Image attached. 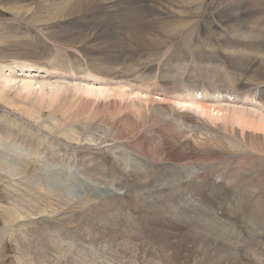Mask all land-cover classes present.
<instances>
[{"label":"rangeland","instance_id":"rangeland-1","mask_svg":"<svg viewBox=\"0 0 264 264\" xmlns=\"http://www.w3.org/2000/svg\"><path fill=\"white\" fill-rule=\"evenodd\" d=\"M59 1L0 0V264H264V131L235 124L226 127L215 119L218 114L213 110L204 114L183 107V101L193 96L201 100L218 97L214 89H226L225 81L230 88L248 81L253 85L264 82L261 45L246 48L248 56H257L252 63L241 64L229 57L233 47H242L231 42L242 32L248 35L249 45L262 42L264 0H257L259 6H254L253 0H234L242 9L230 24L217 21V10L222 9L217 4L227 0H152L150 10L155 9L149 10L148 19H139V13L134 18L126 13L119 16L125 30H116L108 54L107 47L90 34L92 30L64 20L69 13L60 15L56 10L69 0ZM15 12L24 16L19 18ZM83 14L79 16L88 17ZM144 29L146 37L142 36ZM187 34L199 61L192 65L191 75L212 63L201 61L204 54L214 57V66H220L219 79H208L215 88H208V79L200 73L204 83L192 85L190 90L183 85L168 97L153 90V81L142 86L140 81L115 78V71L110 79L91 71L96 61L122 71L121 67L146 60L145 64L154 68L152 74L158 76L161 65L166 64L164 69L169 71L183 63ZM129 38L133 41L128 42ZM219 45H224L225 55ZM32 53L37 58H32ZM59 64L80 73L71 77L61 72ZM51 66L58 70L50 71ZM246 67L250 71L241 75ZM119 90L131 92L130 99L127 94L114 100ZM249 95L252 93L235 91L222 98L232 101L231 106L263 112L261 101L246 102L252 99ZM141 98H154V105L169 104L175 111L200 117L209 126L219 125L212 128V134L235 139L237 149L231 144L218 148L166 127L159 129L161 121L153 123L136 113L139 103L133 106L132 101ZM186 181H191L189 186ZM199 197H203L202 203ZM209 207L214 212L220 210L216 216L223 221L215 220L213 212L207 211Z\"/></svg>","mask_w":264,"mask_h":264},{"label":"bare ground","instance_id":"bare-ground-1","mask_svg":"<svg viewBox=\"0 0 264 264\" xmlns=\"http://www.w3.org/2000/svg\"><path fill=\"white\" fill-rule=\"evenodd\" d=\"M61 1V0H60ZM59 1V2H60ZM76 1V0H75ZM224 1V0H223ZM226 2V1H225ZM237 2H239L240 3V0H237ZM237 2H235L234 0H231V1H229V0H227V2H226V4H221L220 2L217 4V6H219V5H222V7L221 6H219L220 8H222V9H220V10H217V17L219 18L217 21H220V22H226V24L228 23V24H230V23H232L231 21H235V19H236V17H239V15H240V10L242 9V7L240 6V4H238ZM56 3L57 2H55V5H56ZM151 3L153 4V2H152V0H77L76 2H72V0H71V3H70V0H69V4L67 3V2H65V3H63V5H61L60 3H59V5H61V6H58L57 7V9L58 10H56L55 8V10L56 11H58V13L61 15V13L63 14V13H69V16L66 18V19H64V20H67V21H71L72 23H73V25L75 26V27H82V28H84V29H86L87 31H93V32H91L90 34H92L94 37H96L95 39V41L96 42H98L99 43V45H100V43H101V46H103V45H105L107 48V50L109 51V52H107L106 50H105V52H107V54L108 53H111L110 52V50H111V46H112V44H113V42H112V40L111 39H115L116 37H117V33H116V30L118 31V33H120V31H119V29H121V30H125V27H124V22L122 21V19H120L119 18V16H121L122 14H127V15H130V16H133V15H136V13H139L140 15H141V17H139V19H148V12H149V10H150V6H152L151 5ZM253 4H254V6H259L260 5V3L261 2H259V1H257V0H253V2H252ZM47 5H48V3H46ZM54 3H52L51 2V5H53ZM172 4V3H171ZM162 5V4H161ZM223 5H224V7H223ZM227 7H226V6ZM242 5V4H241ZM43 6H46L45 4L43 5ZM217 6H216V8H217ZM47 7V6H46ZM51 7H53V6H51ZM50 6H49V8H51ZM54 7H56V6H54ZM16 8H18V7H16ZM46 9H48V7L46 8ZM53 8H51V10H52ZM153 9H155V8H153ZM152 9V10H153ZM160 9V8H159ZM158 9V10H159ZM218 9V8H217ZM152 10H150V11H152ZM157 10V9H156ZM166 11H167V9H165ZM225 10H226V12H225ZM72 11H74V14H73V12ZM24 12V11H23ZM50 12V11H49ZM70 12H72V14L70 13ZM154 12V11H153ZM153 12H152V14L151 15H153ZM156 12V11H155ZM154 12V13H155ZM159 12H160V10H159ZM25 13V12H24ZM52 13V12H51ZM80 13H84L83 14V16L84 15H86V16H88L87 18H81L80 16H79V14ZM161 13V12H160ZM165 13V12H164ZM163 13V14H164ZM233 13H235V16L233 15ZM47 14V13H46ZM45 14V15H46ZM14 15H16L17 17H23L24 16V14L22 13V12H15V14ZM39 15V14H38ZM58 15V14H57ZM127 15H125V17L127 16ZM160 15V14H159ZM164 15H166V14H164ZM41 16V15H40ZM67 16V15H66ZM65 16V17H66ZM137 16V15H136ZM157 16V15H156ZM156 16H151V17H156ZM85 17V16H84ZM122 17V16H121ZM124 17V16H123ZM129 17V16H128ZM131 18V17H130ZM133 18H134V16H133ZM158 19H159V16L157 17ZM163 18V17H162ZM125 19V18H124ZM128 19V18H127ZM127 19H125L127 22H129ZM138 19V18H137ZM138 19V20H139ZM149 19H150V17H149ZM161 19V18H160ZM171 19V18H170ZM238 19V18H237ZM262 19V18H261ZM153 20V19H152ZM155 20V19H154ZM166 20V19H165ZM19 21V20H18ZM133 21V20H132ZM140 21V20H139ZM144 21V20H143ZM146 21H148V20H146ZM157 21V20H156ZM239 21V20H238ZM17 22V21H16ZM20 22V21H19ZM126 22V23H127ZM135 22H137V21H134L133 22V24L135 23ZM149 22L150 21H148V24H149ZM152 22V21H151ZM154 22V21H153ZM152 22V23H153ZM161 22H162V20H161ZM247 22H248V20H247ZM246 22V23H247ZM264 22V21H263ZM70 23V22H69ZM125 23V24H126ZM140 23V22H139ZM141 23H143V22H141ZM151 23V24H152ZM156 23V22H155ZM160 23V22H159ZM168 23H169V21H168ZM172 23H173V21H172ZM86 24V25H85ZM129 24H131V23H129ZM133 24L131 25V26H133ZM147 24V23H146ZM162 24H164V22H162ZM196 24V23H195ZM248 24V23H247ZM253 24H255V21H253ZM127 25H128V23H127ZM137 25H138V23H137ZM207 25V24H206ZM223 25V24H222ZM260 25V24H259ZM53 26H54V24H53ZM152 26V25H151ZM160 26H161V24H160ZM196 26V25H195ZM228 26V25H227ZM240 26V25H239ZM6 27V26H5ZM4 27V28H5ZM51 27H52V25H51ZM128 27H129V25H128ZM251 27V26H250ZM130 28V27H129ZM134 28V27H133ZM132 28V29H133ZM140 27H138V29H139ZM153 28H155V27H153ZM160 28V27H159ZM183 28V27H182ZM192 28V27H191ZM246 28L248 29V27L246 26ZM46 29V28H45ZM137 28L135 27V30H136ZM161 29V28H160ZM187 29V28H186ZM232 29V28H231ZM67 30V29H66ZM83 30V29H82ZM131 30V29H130ZM134 30V33L136 32ZM142 30H143V27H142ZM145 30V29H144ZM236 30V29H235ZM262 30V29H261ZM65 30H63L62 32H64ZM69 31V30H68ZM137 31H140V30H137ZM191 31V30H190ZM194 31V30H193ZM209 31V30H208ZM230 31V30H229ZM259 31H260V29H259ZM264 31V30H263ZM81 32V31H80ZM79 32V33H80ZM123 32V31H122ZM142 33H143V31H141ZM140 32V33H141ZM146 32V33H145ZM145 32H144V34L142 35V36H144V37H146V35H147V30H145ZM152 32V31H151ZM164 32V31H163ZM192 32V31H191ZM84 33H85V31H84ZM83 33V34H84ZM128 33V31H126V34ZM130 33V32H129ZM137 33V32H136ZM149 33V32H148ZM161 33V32H160ZM165 33H167V32H165ZM184 33H185V31H184ZM189 33V32H188ZM56 34H57V32H56ZM65 34H67V33H65ZM81 34V33H80ZM125 34V33H124ZM131 34V36L133 35V33H130ZM159 34V33H158ZM168 34H170L169 32H168ZM58 35H59V33H58ZM64 35V34H63ZM72 35V34H71ZM77 35V34H76ZM89 35V33L88 34H86L85 36H88ZM134 35H136V34H134ZM161 35H162V33H161ZM160 35V36H161ZM149 36V35H148ZM193 36V35H192ZM51 37V36H50ZM59 37V36H58ZM93 37V38H94ZM127 37V36H126ZM194 37V36H193ZM217 37V36H216ZM264 37V36H263ZM134 38H135V36H134ZM133 38V39H134ZM137 38H138V36H137ZM182 38H183V35H182ZM190 38H192V37H190V35L189 34H187L186 35V38H184V39H182V40H184L185 41V43L183 42V44H186V48H185V50H184V60H183V63L181 64H178V65H176V66H173L172 68H171V70H169V71H166L164 68H165V65L166 64H164V65H161V68H157V71H160V73L158 74V76H157V74L155 75V74H152V72L154 71V68H151L149 65H146L145 63H147L146 62V60H145V62L142 60V62H140V63H134V64H131L130 65V67H128V68H126V67H121L122 68V71H118V70H116V69H111L110 67L108 68V67H106V65H104L103 63H102V61H96V62H94L93 63V67H92V69H91V71H93L94 73H96V74H105V75H107V78L109 77V79H110V76L113 74V72L112 71H115V73H117V76H115L114 75V77L115 78H117V77H122V79L123 78H127V79H129V80H131V81H140L141 82V85L143 86L145 83H147V82H151V81H153V83H152V85H153V90L155 91V92H158V93H162V94H165L166 96H168L169 94H173L174 92H176L177 90H180V89H182L183 88V85H185L186 86V88H188L189 90H190V87L192 86V85H194L193 87H196L197 86V84H199V83H204V82H202L201 81V79L199 78V75H200V73H201V75L202 76H204L205 78H206V81H207V79L210 77V78H212L211 76H214V78L216 79V80H218L219 79V77H218V75L220 74V66L218 65V66H214V64H213V58L214 57H209V55H207V54H204L203 55V58L201 57V61H203L204 59L206 60V61H212V63L210 64L209 63V66H207V65H205L204 66V71L202 70V69H200V73H198V75H196V76H192L191 75V73H190V69L192 68V65H197L198 63H199V61L198 62H196L197 61V59H198V57L196 56V48L195 49H192L191 47H190ZM247 38H248V35H245L243 32L241 33V35L240 36H238V37H235V39H232L231 40V42L232 43H234L235 45H239V46H242V47H233V49H232V53L230 52V54H229V57L231 58V55H232V57L235 59V60H237L238 62H240L241 64H243V63H245V62H249V63H252L253 61H254V59H256L257 58V56H248L247 55V52L249 51L248 49L246 50V48H250V47H252V50L253 49H255L257 46H260L261 45V47H263V50H264V44H262V43H264V38H263V40H261L262 42H258L257 44H248V40H247ZM63 39V38H62ZM66 39V38H65ZM151 39V41H152V38H150ZM154 39V38H153ZM129 40H130V38H129ZM128 40V42H132L131 40L129 41ZM135 40V39H134ZM170 40V39H169ZM176 40V39H175ZM93 41V40H92ZM115 41V40H114ZM142 41V40H141ZM150 41V42H151ZM94 42V41H93ZM136 42H137V40H136ZM143 42H144V40H143ZM147 42H149V41H147ZM150 42H149V44H150ZM154 42H156L155 40H154ZM158 42H159V40H158ZM167 42V41H166ZM172 42V41H171ZM180 42H181V40H180ZM194 41L192 40V43H193ZM224 42V41H223ZM230 42V41H229ZM17 43V42H16ZM88 43H89V41H88ZM121 43H124V41L123 42H121ZM140 43V42H139ZM138 43V44H139ZM157 43V42H156ZM161 43V42H160ZM168 43V42H167ZM179 43V42H178ZM215 43V42H214ZM19 44V43H18ZM118 44V43H117ZM127 44H129V43H127ZM132 44V43H131ZM143 44V43H142ZM147 44V43H146ZM146 44H143V45H146ZM152 44V46H153V43H151ZM170 44V43H169ZM180 44V43H179ZM178 44V45H179ZM215 44H219V43H215ZM122 45V44H121ZM148 45V44H147ZM164 45V44H163ZM181 45H182V43H181ZM227 45V44H226ZM60 46H62V45H60ZM76 46V45H75ZM119 46V45H118ZM139 46H141L140 44H139ZM174 46V45H173ZM183 46V45H182ZM182 46H180V47H182ZM185 46V45H184ZM207 46H210V45H207ZM220 47H221V50H222V54H226L225 53V51L222 49L223 47H224V45H219ZM243 46H247V47H243ZM19 47H20V45H19ZM145 47V46H144ZM149 47V46H148ZM151 47V46H150ZM149 47V48H150ZM154 47V46H153ZM152 47V48H153ZM158 47H162V45L160 46H158ZM178 46H176V44H175V50H176V48H177ZM18 48V47H17ZM25 48V47H24ZM57 48V47H56ZM103 48V47H102ZM101 48V49H102ZM105 48V47H104ZM147 48V47H146ZM163 48H165V47H163ZM235 48V49H234ZM20 49V48H19ZM76 49V48H75ZM78 49V48H77ZM90 49V48H89ZM119 49H120V47H119ZM141 49V48H140ZM156 49V48H155ZM180 49V48H179ZM259 49V48H258ZM25 50V49H24ZM91 50V49H90ZM147 50V49H146ZM20 51V50H19ZM62 51H63V49H62ZM100 51V50H99ZM120 51V50H119ZM118 51V52H119ZM140 51V50H139ZM157 52L159 51V50H156ZM155 51V52H156ZM160 51H161V49H160ZM177 51H178V49H177ZM27 52V51H26ZM59 52V51H58ZM57 52V53H58ZM64 52V51H63ZM124 52V51H123ZM260 52V51H259ZM29 53V52H28ZM30 53H31V51H30ZM103 53V52H102ZM160 53V52H159ZM164 53H166V56H167V53L168 52H164ZM202 53V52H201ZM200 53V55H202ZM220 53V54H221ZM63 54V53H62ZM131 54V53H130ZM139 54V53H138ZM146 54V53H145ZM152 54V53H151ZM155 54V53H154ZM169 54V53H168ZM16 55H17V53H16ZM39 55V54H38ZM133 55H136V54H133ZM140 55H142V54H140ZM139 55V56H140ZM148 55V54H147ZM150 55V54H149ZM153 55V54H152ZM151 55V56H152ZM158 55V54H157ZM171 55V54H170ZM21 56V55H20ZM56 56H58V55H56ZM142 56H144V55H142ZM169 56V55H168ZM167 56V57H168ZM212 56V55H211ZM19 57V56H18ZM25 57V56H24ZM44 57V56H43ZM42 57V58H43ZM55 57V56H54ZM70 57V56H69ZM255 57V58H254ZM260 57V56H259ZM26 58H28V57H26ZM32 58H37V56H36V54L35 55H33V53H32ZM39 58V57H38ZM60 58V57H59ZM90 58V57H89ZM133 58V57H132ZM155 58V57H154ZM153 58V59H154ZM232 58V59H233ZM47 59V58H46ZM52 59V58H51ZM58 59V58H57ZM227 59V58H226ZM53 60V59H52ZM51 60V62H53ZM140 60V59H139ZM164 60V59H163ZM59 61V60H58ZM225 61V60H224ZM228 61V63L229 64H231V62H229V60H227ZM232 61V60H231ZM56 62V61H55ZM89 62V61H88ZM88 62H86V64L88 63ZM91 62V61H90ZM136 62V61H135ZM162 62V61H161ZM196 62V63H195ZM215 62H219V61H215ZM236 62V61H235ZM234 62V63H235ZM65 63H67V62H65ZM64 63V64H65ZM78 63V62H77ZM168 63V62H167ZM64 64H59L58 66H60L59 68H60V70H61V72L62 73H68L71 77H74V76H77L79 73H80V71H79V73H78V70L76 69V68H70V70H68V69H66L63 65ZM177 64V63H176ZM219 64V63H218ZM264 64V63H263ZM68 65V64H67ZM113 65H114V63H113ZM73 66H77V64H75V65H73ZM264 66V65H263ZM55 68H53V66H51V68H50V71H52V70H58L57 69V66H54ZM120 68V67H119ZM167 68V67H166ZM256 69V68H255ZM119 70H121V69H119ZM247 70H249V68L248 67H246V68H244L243 69V73L241 74V75H243ZM156 71V72H157ZM250 71V70H249ZM252 71H254V70H252ZM257 71V70H256ZM255 71V72H256ZM161 72H164L165 74L164 75H162V73ZM154 73V72H153ZM210 73H214V75H209ZM248 73V72H247ZM250 73V72H249ZM248 73V74H249ZM258 73V72H257ZM127 75L129 76V77H127ZM260 75V74H259ZM251 76V75H250ZM113 77V76H112ZM253 77H255V76H253ZM262 77V76H261ZM261 77H259V78H261ZM263 79V78H262ZM121 80V79H120ZM211 80V79H210ZM246 80V79H245ZM252 80H255V78H253ZM257 80H259L258 78H257ZM256 80V81H257ZM244 81V80H243ZM263 82V81H262ZM208 83L209 84H207L208 85V88H210V87H216V86H214V85H212L210 82H209V79H208ZM217 83V82H216ZM191 84V85H190ZM215 84V83H214ZM241 84H243L244 86L242 87L241 86ZM241 84H236L234 87H232V88H230V86H229V81H225L224 82V86L226 87V89H223V88H221L220 86V88L219 89H214V91L216 90V92L219 94L218 95V97H214V98H210V97H206L205 99H203V100H201V99H198L197 97H195V96H193V97H191V99L189 98V99H186V101H183V102H185L184 103V105L185 106H183L184 108H186L185 110H188L187 108V106H189V109H191V110H193V112H197V113H199V111L200 112H202V113H204V114H208L211 110H213V113L214 112H217V114L218 115H216L215 116V119L217 120V121H223L224 122V125L226 126V127H228L230 124L232 125V124H235V125H238V126H241V127H243L244 128V126H248V127H256V129H262L263 131H264V111L261 113L260 111H258L257 110V108H254V107H250V108H248V107H241V106H231V102L232 101H227L226 99H223L222 98V96L225 94V93H227V94H232V93H235V91H236V93L237 92H241L242 94H244V93H246L247 91L248 92H250V93H252V95H249L250 97H252V99H250V98H248L247 99V103L248 104H254L253 102L254 101H261V103L263 104L264 103V82L263 83H260V84H255L254 83V85L250 82V81H248V82H245V83H241ZM73 85V84H72ZM151 85V84H150ZM232 86H233V84H231ZM260 85H262V86H260ZM63 87V86H62ZM81 87V86H80ZM132 87V86H131ZM150 86H149V88H151ZM243 88L241 91L239 90V88ZM42 88V87H41ZM195 89V88H194ZM77 90V89H76ZM87 90V89H86ZM89 90H91V89H89ZM152 90V89H151ZM209 90V89H208ZM239 90V91H238ZM91 91H93V90H91ZM115 91V90H114ZM113 91V92H114ZM142 92V91H141ZM155 92H154V94H155ZM57 93V92H56ZM69 93H70V91H69ZM66 94V93H65ZM127 94H129L128 96H126ZM130 94L132 95V93L131 92H126L125 93V91H124V93H123V91L121 92V90H119V92L118 93H116V97H114V100L116 99V98H123L124 96H126V98H128L129 97V99H130ZM148 94V93H147ZM71 95V94H70ZM136 96V95H135ZM147 96V95H146ZM165 96V97H166ZM170 96V95H169ZM168 96V97H169ZM229 96V95H228ZM67 97V96H66ZM141 97V96H140ZM150 97V96H149ZM167 97V98H168ZM171 97V96H170ZM173 97V96H172ZM226 97V96H225ZM230 97V96H229ZM138 98V97H137ZM117 99V100H118ZM140 99V98H139ZM138 99V100H139ZM142 99V98H141ZM230 99H231V97H230ZM120 100H124V99H120ZM174 100H176V99H174ZM248 100H250V101H248ZM177 101V100H176ZM124 102V101H123ZM127 102H129V101H127ZM133 102V106H136L137 104H135V103H139V106L137 105V109H135V111H136V113L138 112V114H140V115H144V116H146V118H149V120H151L152 119V122L153 123H155V122H160L161 121V123H160V125H159V129H163V127H166L169 131H172V132H179L178 134H181V135H183L184 134V136H187V135H190L192 138H195L196 140L197 139H202V140H205V142L207 143V145L209 144V145H211V146H218V148L220 147V146H223L222 144H231L233 147H234V149L236 150L237 149V141L235 140V139H227L226 140V137H224L223 135H221V134H216V133H218V132H216L215 133V135H213L212 134V128H215V127H217V126H219V125H217V124H215V126L214 127H212V126H209V125H207V124H205V123H207L206 121H202L203 119H201L200 117H197V116H194V115H191V113H189V112H179V111H175L174 110V108L173 107H169L170 105L169 104H164V103H158V105H157V103L154 105L153 103H155L156 101H155V99L154 98H149V99H142V100H140V102H137V100L136 101H132ZM181 102V101H180ZM182 102V103H183ZM211 102V103H210ZM229 103L228 105L229 106H221L220 105V107L219 106H217V104H220V103ZM115 103V102H114ZM206 103H209V104H206ZM259 103V102H258ZM56 104V103H55ZM71 104V103H70ZM181 104V103H180ZM214 104V105H213ZM131 105V104H130ZM224 105H226V104H224ZM56 107V106H55ZM59 107V106H58ZM61 107V106H60ZM52 108V107H51ZM57 108V107H56ZM62 108V107H61ZM183 108V109H184ZM71 110V109H70ZM72 110H74V109H72ZM71 110V111H72ZM179 110V109H178ZM195 110V111H194ZM59 111V109L57 108V110L55 109V112L57 113ZM69 111V110H68ZM67 111V112H68ZM190 111V110H189ZM54 112V110L52 111V113H55ZM75 112V111H74ZM80 112V111H79ZM123 112V111H122ZM114 113V112H113ZM65 114V113H64ZM104 114V113H103ZM137 114V115H138ZM52 115V114H51ZM136 115V116H137ZM101 116V115H100ZM208 116V115H207ZM209 117V116H208ZM212 117V116H211ZM138 118V117H137ZM142 118V121L143 120H145V117H144V119H143V117H141ZM210 118V117H209ZM213 118V117H212ZM212 118H210L211 120H213ZM82 119V118H81ZM104 119V118H103ZM214 119V120H215ZM141 120V119H140ZM147 120V119H146ZM138 121V120H137ZM145 122L146 121H144V124H145ZM136 123H138V122H136ZM140 123L142 124V122L140 121ZM151 123V122H150ZM140 124V125H141ZM76 125V124H75ZM150 125V124H149ZM144 126V125H143ZM152 126V125H151ZM160 127H162V128H160ZM154 128V127H153ZM157 128V129H158ZM193 128V129H192ZM114 129V128H113ZM144 129V128H143ZM155 129H156V127H155ZM166 129V130H167ZM145 130V129H144ZM114 131V130H113ZM261 131V130H260ZM135 132V131H134ZM128 133V132H127ZM118 134V133H117ZM128 134H130V133H128ZM131 135V134H130ZM111 137V136H110ZM189 137V136H188ZM202 137V138H201ZM236 137V136H235ZM19 138V137H18ZM191 138V139H192ZM210 139V140H209ZM211 139H213V140H215V141H212ZM189 140V139H188ZM193 140V139H192ZM137 141V140H136ZM141 141V140H140ZM179 141V140H178ZM183 141V140H182ZM201 141V140H200ZM23 142V141H22ZM171 142V141H170ZM192 142V141H191ZM196 142V141H195ZM137 143H138V141H137ZM146 144V143H145ZM176 145H177V143H175ZM197 144H198V142H197ZM38 145V144H37ZM36 145V146H37ZM141 145V144H140ZM165 145H167V144H165ZM162 146L161 148H163V147H166V146ZM194 145V144H193ZM200 145V144H199ZM198 145V146H199ZM205 145V144H204ZM136 146H138V145H136ZM172 146V145H171ZM197 146V147H198ZM129 147V146H128ZM176 147V146H175ZM174 147V148H175ZM178 147H179V145H178ZM202 147V146H201ZM22 148V147H21ZM132 148V147H131ZM134 148V147H133ZM150 148V147H149ZM198 148H200V147H198ZM203 149H204V147H202ZM165 150H167L166 148H164ZM175 149H177V147L175 148ZM143 150V149H142ZM169 150V149H168ZM196 150V149H195ZM133 151H135V150H133ZM145 151V150H144ZM161 151V150H160ZM164 150H162V152H163ZM193 151H194V149H193ZM138 152V151H137ZM143 152V151H142ZM173 152V151H172ZM185 152V151H184ZM195 152V151H194ZM199 152V151H198ZM202 152V151H201ZM11 153V152H10ZM144 153V152H143ZM147 153H149V152H147ZM151 153V152H150ZM168 153V152H167ZM196 153H197V151H196ZM200 153V152H199ZM205 153V152H204ZM125 155V154H124ZM150 155V154H149ZM173 155V154H172ZM174 156V155H173ZM176 156V155H175ZM194 156V155H193ZM149 157V156H148ZM159 157H161V156H159ZM197 157V156H196ZM107 158V157H106ZM115 158V157H114ZM128 158V157H127ZM155 158V157H154ZM163 158V157H162ZM189 158H190V156H189ZM198 158V157H197ZM130 159V158H129ZM157 159V158H156ZM167 159V158H166ZM177 159H178V156H177ZM176 159V160H177ZM199 159V158H198ZM202 159V158H201ZM12 160V159H11ZM173 160V159H172ZM179 160V159H178ZM181 160V159H180ZM111 161V160H110ZM115 161V160H114ZM160 161H161V159H160ZM169 161V160H168ZM113 162V161H112ZM174 162V161H173ZM176 162V161H175ZM187 162V161H186ZM178 163V162H177ZM179 163H181L180 161H179ZM121 164V163H120ZM117 166V165H116ZM115 168V167H114ZM126 168V167H125ZM124 168V169H125ZM133 169V168H132ZM198 169V168H197ZM121 171V170H120ZM128 171H130L129 169H128ZM128 171H126V173L128 172ZM179 171V170H178ZM177 171V172H178ZM181 171H183V170H181ZM236 172V171H235ZM130 173V172H129ZM129 173L127 174V176L129 175ZM135 173V172H134ZM179 173V172H178ZM177 173V174H178ZM240 173V172H239ZM130 174H133V173H130ZM138 174V173H137ZM181 174V173H180ZM183 176V175H182ZM125 177V176H124ZM123 177V178H124ZM131 177H133L132 175H130V178ZM137 177V176H136ZM235 177V176H234ZM106 179V178H105ZM233 179H235V178H233ZM232 179V180H233ZM240 179V178H239ZM109 180V179H108ZM107 180V181H108ZM196 179H193L192 181L194 182ZM238 180V179H237ZM236 180V181H237ZM96 181V180H95ZM135 181V180H134ZM103 182V181H102ZM105 182V181H104ZM109 182V181H108ZM143 182V181H142ZM141 182V183H142ZM187 182V181H186ZM83 183V182H82ZM107 183V182H106ZM135 183V182H134ZM137 183V182H136ZM171 183V182H170ZM190 183H191V181L190 182H187V185L189 186L190 185ZM231 183V182H230ZM76 184V183H75ZM108 184V183H107ZM129 184V183H128ZM98 185V184H97ZM109 185V184H108ZM154 185V184H153ZM172 185H173V182H172ZM171 185V186H172ZM234 185V184H233ZM110 186V185H109ZM174 186V185H173ZM235 186V185H234ZM84 187V186H83ZM158 187V186H157ZM59 189V188H58ZM32 191V190H31ZM37 191V190H36ZM248 192H250L249 190H247ZM69 192V191H68ZM118 192V191H117ZM210 193H211V191H210ZM87 194V193H86ZM58 196V195H57ZM81 196V195H80ZM203 197H199V202H201L202 203V201L204 200V199H202ZM50 199V198H49ZM69 200V199H68ZM88 200H90V199H88ZM207 200V199H206ZM62 201V200H61ZM78 201V200H77ZM198 201V200H197ZM206 202V201H205ZM94 203V202H93ZM82 208V207H81ZM206 209V208H205ZM197 210V209H196ZM199 210V209H198ZM81 211V210H80ZM187 211V210H186ZM207 211H209L210 213H212L213 212V214H214V216H215V220H218V221H223L222 219H220L219 217H217L216 215H219L218 214V212L220 211V210H218V212H217V210H216V208H215V212L209 207V210L207 209ZM201 212V211H200ZM202 213V212H201ZM204 213V212H203ZM208 213V212H207ZM255 214V217H254V219H256L255 221L257 222V224H262V220L258 217V215L256 214V213H254ZM64 215V214H63ZM198 215V214H197ZM203 216V215H202ZM201 216V217H202ZM204 216H206V215H204ZM220 216V215H219ZM225 217V216H224ZM262 217H264V215H262ZM193 219V218H192ZM202 219V218H201ZM206 219V218H205ZM44 220V219H43ZM231 220V219H230ZM196 221V220H195ZM203 222V221H202ZM121 223V222H120ZM168 223V222H167ZM201 223V222H200ZM206 223V222H205ZM103 224V223H102ZM136 224V223H135ZM202 224V223H201ZM243 224H244V222H243ZM100 225V224H99ZM176 225V224H175ZM215 225V224H214ZM107 226V225H106ZM157 227V226H156ZM181 227V226H180ZM189 228V227H188ZM198 228V227H197ZM197 228H195V229H197ZM246 228V227H245ZM130 229V228H129ZM194 229V230H195ZM191 231V230H190ZM196 232V231H195ZM97 233V232H96ZM190 233V232H189ZM194 233V232H193ZM212 233V232H211ZM214 233V232H213ZM197 234V233H196ZM219 234V233H218ZM94 235H95V233H94ZM190 235V234H189ZM203 235V234H202ZM194 236V235H193ZM199 236V235H198ZM211 236V235H210ZM212 236H214V235H212ZM230 236V235H229ZM228 236V237H229ZM195 237V236H194ZM200 238V237H199ZM218 238V237H217ZM202 239V238H201ZM212 239H213V237H212ZM216 239V238H215ZM112 240V239H111ZM200 240V239H199ZM212 241V240H211ZM214 242L216 241V240H213ZM203 242V241H202ZM213 242V243H214ZM70 243V242H69ZM130 243V242H129ZM216 243V242H215ZM214 243V244H215ZM209 244V243H208ZM221 244V243H220ZM199 245V244H198ZM209 245H211V244H209ZM223 245V244H222ZM41 248H42V246L41 245H39ZM39 246H37V247H39ZM205 246V245H204ZM217 246V245H216ZM38 248V249H41V248ZM109 248V247H108ZM210 248H211V246H210ZM235 248V247H234ZM44 249V248H43ZM42 249V250H43ZM51 249V248H50ZM228 249V248H227ZM54 251V250H53ZM225 251V250H224ZM63 253V252H62ZM127 253V252H126ZM227 253V252H226ZM65 255V254H64ZM67 255V254H66ZM190 256V255H189ZM69 259V258H68ZM72 261V260H71ZM33 263V262H32ZM93 263V262H92Z\"/></svg>","mask_w":264,"mask_h":264}]
</instances>
